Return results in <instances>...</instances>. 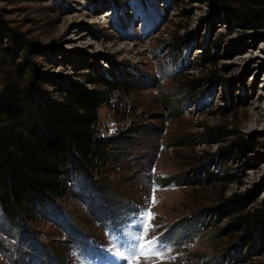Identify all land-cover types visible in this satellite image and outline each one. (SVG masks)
Listing matches in <instances>:
<instances>
[{
	"label": "rangeland",
	"instance_id": "1",
	"mask_svg": "<svg viewBox=\"0 0 264 264\" xmlns=\"http://www.w3.org/2000/svg\"><path fill=\"white\" fill-rule=\"evenodd\" d=\"M117 1L0 0V93L25 60L7 50L11 33L34 46L54 98L68 78L92 88L114 64L140 85L99 110L97 134L128 140L103 190L75 184L32 233L0 208V264H264V233L241 223L264 210V27L211 0ZM242 141L252 148L237 151Z\"/></svg>",
	"mask_w": 264,
	"mask_h": 264
},
{
	"label": "trees",
	"instance_id": "2",
	"mask_svg": "<svg viewBox=\"0 0 264 264\" xmlns=\"http://www.w3.org/2000/svg\"><path fill=\"white\" fill-rule=\"evenodd\" d=\"M111 1L116 7L121 6L117 0ZM211 3L232 9L234 15L254 26L264 27V0H211ZM8 38L13 43L7 50L16 55L21 49L25 60L9 73L0 93V208L11 227L32 233V226L44 210H61L75 184L91 187L97 193L103 190L99 176L116 158L113 148L128 140L122 133L111 138L97 134L99 110L114 94L128 97L129 90L140 85L121 75L114 64V70L102 73L96 70L89 79L92 88L68 78L59 97L54 98L46 86L50 81L30 59L34 46L13 33ZM182 44L178 39L172 41L175 54L180 53ZM202 47L198 67L203 68L212 64L213 54L207 45ZM235 145L242 153L252 148L248 141ZM241 223L248 232L258 225L257 234L264 233V210L246 213ZM254 239L260 238L255 235ZM89 243L99 244L94 239ZM39 244L45 248L48 261V249ZM53 262L62 263L60 259Z\"/></svg>",
	"mask_w": 264,
	"mask_h": 264
},
{
	"label": "snow or ice",
	"instance_id": "3",
	"mask_svg": "<svg viewBox=\"0 0 264 264\" xmlns=\"http://www.w3.org/2000/svg\"><path fill=\"white\" fill-rule=\"evenodd\" d=\"M138 246H137V253H133V256L131 258H135V256L138 254ZM126 264H130V258L129 257H124Z\"/></svg>",
	"mask_w": 264,
	"mask_h": 264
}]
</instances>
